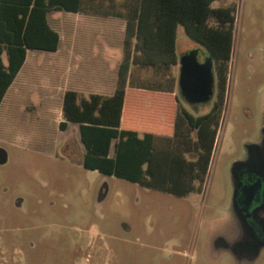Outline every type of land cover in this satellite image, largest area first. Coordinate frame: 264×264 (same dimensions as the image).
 <instances>
[{
    "label": "rangeland",
    "instance_id": "obj_1",
    "mask_svg": "<svg viewBox=\"0 0 264 264\" xmlns=\"http://www.w3.org/2000/svg\"><path fill=\"white\" fill-rule=\"evenodd\" d=\"M212 5L234 7L233 46L206 179L201 191L186 195L85 168L78 126L59 128L61 88L46 94L34 87L37 62L49 65L43 63L50 51H29L22 75L31 89L15 82L0 104V148L6 154L0 163V205L6 206L9 222L26 227L24 263L21 256L0 255V264H67L71 257L70 264H239L226 251L212 255L213 240L232 223L231 161L264 124V0H214ZM47 17L61 35L64 53L74 31L80 39L82 17L64 10ZM193 48L200 49L199 58L208 53L179 24L178 63L170 67L169 86L179 104L201 114L217 98V78L214 72L209 101L191 105L182 96L179 59ZM154 76L151 67L133 66L130 84L142 77L146 85ZM253 264H264V249Z\"/></svg>",
    "mask_w": 264,
    "mask_h": 264
},
{
    "label": "trees",
    "instance_id": "obj_2",
    "mask_svg": "<svg viewBox=\"0 0 264 264\" xmlns=\"http://www.w3.org/2000/svg\"><path fill=\"white\" fill-rule=\"evenodd\" d=\"M213 1L0 0V104L28 49L58 48L59 33L49 24L48 12L122 17L126 24L114 93L83 97L66 90L59 128L78 125L85 168L177 196L201 191L222 114L235 23L234 7L213 6ZM179 24L214 59L217 98L201 114L192 113L169 93L127 88L131 64L178 63Z\"/></svg>",
    "mask_w": 264,
    "mask_h": 264
},
{
    "label": "crops",
    "instance_id": "obj_3",
    "mask_svg": "<svg viewBox=\"0 0 264 264\" xmlns=\"http://www.w3.org/2000/svg\"><path fill=\"white\" fill-rule=\"evenodd\" d=\"M72 13H77L83 20L80 39H78V31H74V34L65 41V51L63 53L60 50L62 44L61 35L58 30L49 23L52 28L59 33V44L55 51L49 52L51 54L50 57H47L48 60L43 63L44 65H49L43 66L42 63L37 62L38 65L35 69V74H39L37 76L38 82L34 83V87L40 92L43 90L46 94H53L54 90L61 88L62 100L64 92L68 89L76 90L85 97L91 93L111 95L115 91L118 67L122 58L126 20L122 17L92 12ZM29 51L40 50H27L25 62L17 73L14 81L7 89L5 96L15 82L20 83L21 87L26 86L25 88L30 87L29 89H31L32 86H29L25 77L22 75V70L26 64ZM53 53L60 54L53 58ZM175 65L176 64L167 66H141L138 64H131L127 88L161 94L174 93L171 86H169L170 80L172 81L169 74L170 67H174ZM133 66L138 68L151 67L155 74L153 82H147L146 85L142 84L140 82L143 79L139 77L137 84H130L129 77H131ZM47 71L48 74H45ZM21 77L22 79L20 80ZM158 78H160V80H157ZM164 80H166L165 83ZM19 88H16V91L21 93Z\"/></svg>",
    "mask_w": 264,
    "mask_h": 264
},
{
    "label": "flooded vegetation",
    "instance_id": "obj_4",
    "mask_svg": "<svg viewBox=\"0 0 264 264\" xmlns=\"http://www.w3.org/2000/svg\"><path fill=\"white\" fill-rule=\"evenodd\" d=\"M203 61L210 54H205ZM214 72V59H213ZM237 162L240 165L233 167ZM232 183L231 219L225 233L213 240L214 251H226L239 264L255 263L264 249V124L258 137L244 144L243 153L230 164ZM21 208L20 202L16 205ZM6 206L0 205V255L21 256L24 263L25 226L23 222H9ZM72 257L70 258V264Z\"/></svg>",
    "mask_w": 264,
    "mask_h": 264
},
{
    "label": "water",
    "instance_id": "obj_5",
    "mask_svg": "<svg viewBox=\"0 0 264 264\" xmlns=\"http://www.w3.org/2000/svg\"><path fill=\"white\" fill-rule=\"evenodd\" d=\"M199 48H193L182 54L178 85L182 96L190 103H205L214 94L215 77L213 72V56H207L203 61L198 59ZM6 158L5 151L0 148V163ZM240 165L237 162L233 167Z\"/></svg>",
    "mask_w": 264,
    "mask_h": 264
}]
</instances>
